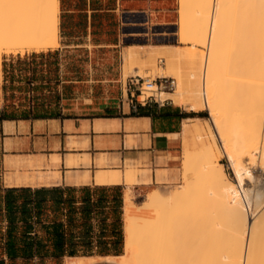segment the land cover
Instances as JSON below:
<instances>
[{
    "label": "crops",
    "instance_id": "obj_1",
    "mask_svg": "<svg viewBox=\"0 0 264 264\" xmlns=\"http://www.w3.org/2000/svg\"><path fill=\"white\" fill-rule=\"evenodd\" d=\"M60 1V45L0 61V264H122L128 189L177 174L184 132L198 139L189 146L211 140L202 111L142 100L133 81L132 55L184 46L181 4ZM129 165L151 168L152 181H97Z\"/></svg>",
    "mask_w": 264,
    "mask_h": 264
},
{
    "label": "bare ground",
    "instance_id": "obj_2",
    "mask_svg": "<svg viewBox=\"0 0 264 264\" xmlns=\"http://www.w3.org/2000/svg\"><path fill=\"white\" fill-rule=\"evenodd\" d=\"M191 1L180 0V42L188 46L152 47L154 50L147 58L136 60L132 55L131 59L139 64L141 71L144 68L157 71V54L168 56L161 76L174 78L177 91L161 90L158 98L188 103L198 111L209 110L213 121L212 127L207 120L211 140L200 146H185L180 167L186 183L173 191L167 193L162 188L150 187L145 190L147 199L137 203L135 189H128L126 253L118 260L122 264H264V177L263 174V178L258 177L254 171L259 168L264 171V0H199L192 12ZM239 1H246V6L252 8V28L258 34L257 62L251 70L254 76L251 75V80L257 79V86L252 90L245 88L248 84L239 87V77L248 75L249 78L250 75L245 74L248 58L239 43L241 20L235 10ZM228 4L232 8L230 18L226 11ZM60 6V0H0V59L5 53L40 52L58 47ZM227 21L229 39L224 49ZM198 46L209 50L204 53ZM185 57L190 60L187 65L182 63ZM216 135L223 143L235 178L230 177L221 162L222 150ZM82 161L86 159L71 157L69 164ZM136 166L129 165L125 172L100 171L97 181L119 183L125 178L128 183H150L152 169ZM179 170L167 179L176 181L180 177ZM201 180H205L209 188L207 196L201 197L204 202L201 214L205 215L206 208L209 212L218 208V215L223 216L225 211L222 212L221 207H224L229 216L227 222L211 221L216 236L210 251L206 245L190 246L189 239L196 235V225L187 220L184 209L195 183ZM212 190L217 195L214 205ZM251 207L255 208L254 215L250 214ZM224 228L230 240L226 250L220 236ZM87 263L75 258L70 264Z\"/></svg>",
    "mask_w": 264,
    "mask_h": 264
},
{
    "label": "rangeland",
    "instance_id": "obj_3",
    "mask_svg": "<svg viewBox=\"0 0 264 264\" xmlns=\"http://www.w3.org/2000/svg\"><path fill=\"white\" fill-rule=\"evenodd\" d=\"M198 1L199 0H197V1L196 0H192L191 1V5H190L191 12L194 11L197 8ZM244 5L246 6V1H244V2L239 1L238 2V6L236 7L235 10L237 11V13L239 12V14H238L239 16L237 15V17H239V21L241 20L239 22L240 23L239 36L241 37V39L239 38V43L240 44L242 43L240 45V47H241V49L242 48L245 49V52H246V55H247V58H248L247 63L244 66L245 67L244 69L246 71L245 74H250V75H249V78L247 77L248 75H246V76L244 75V76H240L239 77V80H241V82H240L241 84L239 85V87L241 85L245 86L246 84H248V85L245 86V88H247V89L250 88L249 90H252V89H256V86H257L256 85V80L257 79L255 80V78H252V80H251V77L253 76L251 74L252 73L251 70L253 69V67H255L256 62H257L258 34H257V30H253V28H252L253 27V23H252V8L248 7V5L246 7H244ZM230 10H232V8H231V5L228 4L227 7H226V11H227V14H228L227 17L228 18H230L229 17L230 16V12H231ZM245 18H246V20H245ZM228 22L229 21H227L225 23V27L227 28V30H226L225 36H224V43H223L224 49L227 47V42H228V39H229V32H228L229 23ZM183 45H187L188 46L189 44H183ZM198 47H199V50L203 51L204 53L208 52V50H209L207 47H203V46H198ZM157 55H158V56H156V58H157L156 59L157 60L156 67H158L157 71H153L151 68H147V69L144 68L140 72L141 75L149 77L151 79H155L158 76H161V75L164 74L163 67H164L165 63L168 61V56H166L164 53H158ZM164 57H165V59H164ZM162 58L165 60V63L161 62ZM0 61H1V59H0ZM189 62H190V60L187 59V57H185L182 60L183 65H187ZM157 64H158V66H157ZM167 66H169V63L167 64ZM167 71H169V68L167 69ZM244 77H246V78H244ZM242 80H244V81L242 82ZM176 88H177V86H176ZM176 88L173 90L174 92H175V90L177 91ZM157 93H160V91L156 92V94H155L156 97L158 98ZM148 94L149 93H145L144 96H148ZM201 111L203 112V114H202L203 117L205 119H208L209 123H211L210 125H212V127H213V121L211 119L210 111L207 110V109L201 110ZM205 125H208V123L205 122ZM216 137H217V135H216ZM217 140H218L219 146H220V148L222 150L221 162L225 164L226 170L229 173L230 177L235 178V174H234L233 169L231 167V163H230L229 158L227 157V155L225 153V148L223 146V143H222L221 139H219L218 137H217ZM195 142H198V139L196 137H193L190 134H187L186 132H184V151H185L186 143L193 144ZM183 156H184V154H183ZM183 162H184V157H182V161H181L182 165H180V166H183ZM136 168H138V166H136ZM179 169H180L179 170L180 177L176 181H174L175 179H170L167 183L160 184V185L155 186V187H159L160 189L162 188L161 190H163V191L165 190L164 192L169 193V192L173 191L175 188H178L179 185L186 183L184 175H183V168L180 167ZM260 169L261 168L254 169V171L256 172V175L258 177L263 178L264 177V171H261L262 169L261 170ZM262 174H263V177H262ZM12 181H13V179H12ZM12 181L10 180V182H12ZM181 182H183V183H181ZM129 183H131V182H129ZM133 184H134V182L131 183V185H133ZM208 189L209 188H208V185L205 182V180L197 181L195 183V190L191 194L192 197L190 196V198H188L186 200L187 202L184 203V209H185V214H186L187 220L189 222H193L196 225V229H195L196 230V235L193 236V238L189 239L190 240V242H189L190 246L195 247L194 246L195 244H196V246H201V245L205 246L206 245V248L210 251L211 250V245H212L211 243H212L213 239L216 236L215 232L213 231V227H212L211 221L213 222L214 220L219 219L222 222L223 221L227 222L229 220V216L227 215V212H226L227 210L224 207H221V211L222 212L225 211V214H223V216L222 215L221 216L218 215V212H217L218 210L216 211V209H218V208H215L214 212H209V208L208 209L206 208L205 215L201 214V213H203V210H204V202H201V197L203 195L207 196V194L209 193V192H207ZM134 194H135L134 201L137 202V203H140V202L142 203V202H144L147 199V192L146 191H135ZM211 194H212V200H213L212 204L214 205V204H216L217 195H216V192L213 191V190H212ZM137 196H139V199H138ZM136 199H137V201H136ZM254 212H255V208L251 207V213L250 214L254 215ZM194 228H195V226L193 227V229ZM226 232H227L226 228L222 229V232L220 231V236L223 238L222 240H223V245H224V249L225 250L228 249L229 242H230L229 238H227ZM202 233H205V234L203 235ZM202 236H203V238H201Z\"/></svg>",
    "mask_w": 264,
    "mask_h": 264
},
{
    "label": "built area",
    "instance_id": "obj_4",
    "mask_svg": "<svg viewBox=\"0 0 264 264\" xmlns=\"http://www.w3.org/2000/svg\"><path fill=\"white\" fill-rule=\"evenodd\" d=\"M162 63H165V60H161ZM135 84L141 85V94L145 95V93H149L146 96L145 100L150 101L156 98V92L160 90L163 91H172L176 88V80L172 77L166 76H158L155 79H151L149 77H143L142 75H138L134 77Z\"/></svg>",
    "mask_w": 264,
    "mask_h": 264
}]
</instances>
